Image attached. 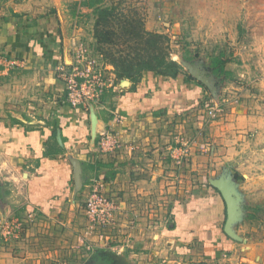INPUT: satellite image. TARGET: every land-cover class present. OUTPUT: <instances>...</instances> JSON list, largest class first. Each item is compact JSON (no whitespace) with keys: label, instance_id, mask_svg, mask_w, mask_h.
<instances>
[{"label":"crops","instance_id":"obj_1","mask_svg":"<svg viewBox=\"0 0 264 264\" xmlns=\"http://www.w3.org/2000/svg\"><path fill=\"white\" fill-rule=\"evenodd\" d=\"M29 6V0H4L0 6V52L28 61L24 95L38 88L49 97L44 107L32 110L33 115L29 111L21 116L15 112L16 92L11 91L14 78L8 86L12 98L6 106L14 110L8 119H0V214L29 213L49 227L44 228L46 233L54 234L59 226L80 228L84 222L75 219L74 197H70L72 181L75 184L72 156L81 160L86 182L93 176L105 178L106 192L119 206L115 230L105 231L111 245H122L123 253L112 257L115 264H227L229 253L234 255V264H264V241L240 244L235 227V236L226 232L227 205L216 187L203 182L192 187V174L187 171L177 172L183 176L179 182L174 177V160L168 150L189 138L192 131L186 116L202 88L186 81L185 73L171 78L146 71L136 90L125 79L123 87L109 90L93 111L74 108L61 93L65 86L55 68L70 63V38L77 31H71L69 13L63 7L58 14L39 13L36 21H30L23 14ZM34 65L41 69L34 71ZM200 117L194 125L201 128L204 116ZM249 117L246 131L257 130L256 114ZM57 127L65 150L51 157L47 144ZM105 129L120 135L121 149L99 151L96 141ZM196 162L193 157V170ZM94 163L99 165L96 171L89 168ZM201 170L204 178L206 170ZM85 226L87 239V222ZM88 238L94 249L102 247L99 234ZM3 240L0 237V264H48L63 250L58 247L71 252L74 245L52 237L49 242L54 245L31 253L23 249V240ZM96 255L111 257L104 250ZM96 260L89 259L87 264Z\"/></svg>","mask_w":264,"mask_h":264},{"label":"rangeland","instance_id":"obj_2","mask_svg":"<svg viewBox=\"0 0 264 264\" xmlns=\"http://www.w3.org/2000/svg\"><path fill=\"white\" fill-rule=\"evenodd\" d=\"M29 1L30 6L23 14L26 13L30 21H36L39 13L58 14L63 7L62 11L69 13L71 31H77V34L71 35L70 40L85 41L94 53L103 55L108 63L109 59L104 56L94 37V26L102 8L116 6L123 14H137L144 19L148 30L165 33L170 37L171 58L178 60L184 67V73L195 77L197 80L194 83L203 90L200 97L195 98L196 105L190 108L191 113L186 116L192 132L187 134L189 146L183 163L178 165L177 160H174V177L179 182L183 176L177 172H190L192 187L202 182L205 186H213L212 180L223 179L227 183L228 192L235 199L236 217L232 222L231 233H234V227L238 230L240 244L245 242L244 240L261 244L264 241V0ZM3 3L4 0H0V6ZM4 7H7V4ZM17 16L21 14H15V17ZM186 49L191 50L192 55L199 53L200 56L191 62L186 61L183 58ZM217 55L231 59L227 68L232 74L228 78L218 77L208 68L210 57ZM1 58L5 62L0 61V119H8L12 115L10 110H14L6 106L8 98H12L8 86L14 79L15 88L11 86V91L16 92L17 114L26 117L29 111L31 114L32 110L44 107L49 95L43 89L36 88L34 92L30 91L29 95L28 91L24 95L23 80L25 75L30 73L24 72L27 67L30 68L27 66L28 61L9 57L3 52H0V60ZM10 61H17L21 65L9 67L6 62ZM33 67L34 71L41 69L36 65ZM57 68L55 69L59 76ZM44 72L42 70V73ZM60 78L64 82L63 78ZM63 84L65 86V82ZM61 93L64 95V89ZM210 107L214 109V113L209 111ZM252 113L256 114L257 130L246 131L247 125L251 123L249 116ZM32 115H29V119H32ZM200 116H204L201 128L194 125ZM184 140L187 142L186 138ZM98 141L99 136L96 147ZM193 157H197L194 170V164L191 163ZM201 166L203 172L206 170L204 178H201ZM71 188L74 217L79 222H84L80 228L59 226L54 234L46 233L45 227L29 213L23 212L14 216H3L1 213L0 228H3V231L11 230L18 221L22 224L16 233L12 232L10 239L2 237L3 241L7 243L23 240V249L37 253L47 245H54V242H49L52 237L57 240L63 238V243H74L69 248L71 252L68 248L58 247L63 250L57 257L48 259V264H87L89 259H97L93 253L96 249L93 248L94 242L89 241L88 246L83 235L87 222L82 203L86 199L85 190L75 197L73 181ZM251 213L253 216H250ZM232 255L228 254L231 259L227 260V264L235 263Z\"/></svg>","mask_w":264,"mask_h":264},{"label":"built area","instance_id":"obj_3","mask_svg":"<svg viewBox=\"0 0 264 264\" xmlns=\"http://www.w3.org/2000/svg\"><path fill=\"white\" fill-rule=\"evenodd\" d=\"M72 59L69 64L57 68L59 76L65 82L64 97L68 105L89 111L92 107L98 108L103 103L104 95L114 89H121L122 80L117 77L115 68L108 63L101 54L94 53L90 45L81 39L72 41ZM2 59V58H1ZM5 62V60H0ZM9 67L20 66L17 61L6 62ZM211 113L214 109L210 107ZM123 141L120 135L113 129H105L99 133L98 147L100 152H114L121 149ZM189 140H181V145L171 147L168 152L173 160L181 165L187 156ZM177 153V155H176ZM85 190V198L82 203L87 216V239L95 233L100 235L101 248H96L93 253L104 250L111 257H118L123 253L122 245H111L106 239L105 231H113L116 228V213L118 204L106 192V180L101 176H93L89 179L82 191ZM80 192V193H81ZM79 193V194H80ZM22 224L18 221L11 230L5 232L0 228V236L10 239L12 232L19 230ZM1 226V225H0ZM107 237H109L107 235ZM13 238V237H12ZM85 245H87L85 243ZM89 246V243H88ZM94 248V247H93ZM103 248V249H102ZM105 248V249H104ZM89 250H93L88 247ZM55 264H68L59 262Z\"/></svg>","mask_w":264,"mask_h":264},{"label":"trees","instance_id":"obj_4","mask_svg":"<svg viewBox=\"0 0 264 264\" xmlns=\"http://www.w3.org/2000/svg\"><path fill=\"white\" fill-rule=\"evenodd\" d=\"M94 37L104 56L114 66L117 77L120 80L129 79L132 82L131 90L137 89V84L142 81L146 71H153L171 78H177L184 73L183 65L170 56V37L165 33L148 30L144 19L137 14L132 16L123 14L116 6L100 9L94 26ZM199 56V53L192 55L189 49H186L183 54L184 60L189 62ZM230 61L231 59L221 55L212 56L208 68L212 74L228 78L232 74L227 68ZM196 80L187 73L186 81L195 82ZM14 122L20 121L15 119ZM64 150V145L58 140L57 127L51 141L47 144L48 155L55 157ZM89 168L96 171L99 165L90 164ZM239 178L243 177L239 176ZM250 216H253V213ZM96 257L101 264H115L112 257L101 255ZM98 261L96 260L94 264H99Z\"/></svg>","mask_w":264,"mask_h":264},{"label":"water","instance_id":"obj_5","mask_svg":"<svg viewBox=\"0 0 264 264\" xmlns=\"http://www.w3.org/2000/svg\"><path fill=\"white\" fill-rule=\"evenodd\" d=\"M94 107H92V111ZM70 160L74 165L75 170V197L78 193H80L86 184V181L83 178V164L80 159L74 158L70 156ZM212 184L216 187L224 197V200L227 203V222L225 225L226 232L232 236H235V233H231L232 222L236 217V206H235V199L233 196L230 195L228 192L227 183L223 179H214L212 180Z\"/></svg>","mask_w":264,"mask_h":264}]
</instances>
